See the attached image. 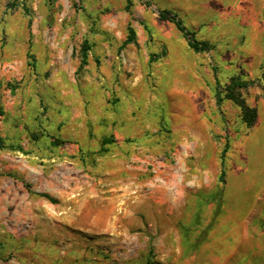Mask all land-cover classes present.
Instances as JSON below:
<instances>
[{
    "label": "rangeland",
    "instance_id": "rangeland-1",
    "mask_svg": "<svg viewBox=\"0 0 264 264\" xmlns=\"http://www.w3.org/2000/svg\"><path fill=\"white\" fill-rule=\"evenodd\" d=\"M131 1L0 0V264H264V95L240 92L251 126L213 98L264 84L250 27ZM161 11L212 39L216 77Z\"/></svg>",
    "mask_w": 264,
    "mask_h": 264
},
{
    "label": "crops",
    "instance_id": "crops-1",
    "mask_svg": "<svg viewBox=\"0 0 264 264\" xmlns=\"http://www.w3.org/2000/svg\"><path fill=\"white\" fill-rule=\"evenodd\" d=\"M156 1L163 2L161 3L162 5L197 7L201 9L200 14L202 15L206 14L207 12L218 11L220 13L219 15L221 16V20L223 22L227 21L229 17H233L234 19L237 18L238 26H239V28L235 30L237 33H240V29L242 26L250 27V31L248 33L250 49L246 50V52L252 56L256 55V56L264 57V50H262V48L258 45L260 44V40H259L260 37L264 36V25L258 22L260 15L264 13V0H156ZM167 22L168 23L164 27L168 30V32L165 31L167 32L168 35H170L174 31V29L175 31L179 32L173 23L169 21ZM204 22H205L204 24L206 25L212 24L209 23L211 22V20H205ZM195 30H197V27L194 26L190 31L194 33V38L195 40H197L196 39L197 33ZM199 42H205L210 46V49L204 52H195L190 48L198 57V59H196L193 62V68L195 69L193 70L194 78L196 79L197 82H203L204 74L209 75L211 71L213 72V76L216 77L217 68L215 67L216 65L212 59V53L214 50V46L210 43L213 42L212 39H205V41H199ZM234 43L239 44L238 39L237 38L235 39V37L233 40V44ZM178 53L179 50H176V54ZM193 59H195V57H193ZM251 60L252 58H250L249 61ZM233 77H237V76H233ZM205 92L207 94L203 93V91L198 89L183 91L180 88L176 87L173 94L176 97L181 96L182 98L211 97L207 91ZM213 98H217L216 92ZM261 150L263 153L262 158L264 159V147Z\"/></svg>",
    "mask_w": 264,
    "mask_h": 264
},
{
    "label": "trees",
    "instance_id": "trees-1",
    "mask_svg": "<svg viewBox=\"0 0 264 264\" xmlns=\"http://www.w3.org/2000/svg\"><path fill=\"white\" fill-rule=\"evenodd\" d=\"M146 5L150 6L149 2H145ZM132 5L131 0H126L125 5V11H129L130 7ZM158 17L161 20L169 21L175 25V27L178 29V31L183 35L184 39L187 42V45L189 48H191L195 52H204L208 51L210 49V46L205 42H199L195 40L194 33L187 30L183 25L182 22L177 19V17L173 14H171L168 11H161L158 14ZM135 34L133 30L129 29V34L124 45L132 42L134 40ZM89 50V47L86 45V43L82 46L80 49V67H83L87 64V52ZM262 80L257 79L256 81L253 80H242L239 76L230 78L229 83L222 89L219 90V88L216 89V97H217V104H219L222 99H228L232 101L241 112L242 120L248 125L251 126L256 118V111L254 109L249 108L243 97L241 96L240 92L242 90L248 89L250 86L259 83L261 87V91L264 95V84L261 83ZM108 141L106 139L102 140V144H106ZM0 147L3 148V142L0 140ZM103 150V149H102ZM223 181V173H221L220 182ZM40 196L50 200L55 201L47 194H39Z\"/></svg>",
    "mask_w": 264,
    "mask_h": 264
}]
</instances>
